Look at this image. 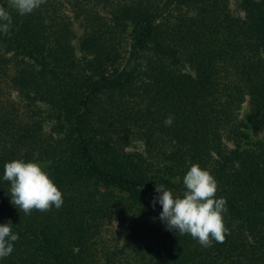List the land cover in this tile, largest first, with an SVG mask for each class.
Here are the masks:
<instances>
[{"label": "trees", "instance_id": "obj_1", "mask_svg": "<svg viewBox=\"0 0 264 264\" xmlns=\"http://www.w3.org/2000/svg\"><path fill=\"white\" fill-rule=\"evenodd\" d=\"M236 1L243 16L230 0H45L27 15L0 0V225L19 236L0 264H264V0ZM17 159L46 166L62 207L10 203ZM194 163L227 201L210 247L151 203L155 186L181 195Z\"/></svg>", "mask_w": 264, "mask_h": 264}, {"label": "clouds", "instance_id": "obj_2", "mask_svg": "<svg viewBox=\"0 0 264 264\" xmlns=\"http://www.w3.org/2000/svg\"><path fill=\"white\" fill-rule=\"evenodd\" d=\"M45 0H9V7L20 15L31 14ZM12 15L4 6H0V32L9 34ZM174 117L169 115L164 123L171 126ZM45 165L12 160L4 165L3 178L11 183L10 203L19 207L25 214L33 209L49 211L53 206L59 209L63 205L62 193L44 170ZM185 190L181 195L164 185L155 186L159 193L153 197L152 206L158 202L162 206L159 219L165 229L190 234L203 247H210L212 240L223 243L228 229L223 214L227 212L224 197L216 198L217 181L209 170L199 164H192L183 177ZM211 238V239H210ZM19 239L13 231L11 221L0 225V259L9 256L14 250V242Z\"/></svg>", "mask_w": 264, "mask_h": 264}, {"label": "rangeland", "instance_id": "obj_3", "mask_svg": "<svg viewBox=\"0 0 264 264\" xmlns=\"http://www.w3.org/2000/svg\"><path fill=\"white\" fill-rule=\"evenodd\" d=\"M187 8H183V10H186ZM192 9H190L191 11ZM229 10L232 12L235 16H243L242 11L239 10V5L236 0H230L229 4ZM5 94L11 96L13 99L16 98V93L5 87ZM246 108V105L244 104V108ZM261 137H264V134L260 135ZM137 149L142 150V146H138ZM102 237L103 240L108 246V248H115L116 246H122L126 242V233L124 232L123 225L121 222L116 219L112 218L111 220H108L105 222L102 230Z\"/></svg>", "mask_w": 264, "mask_h": 264}]
</instances>
